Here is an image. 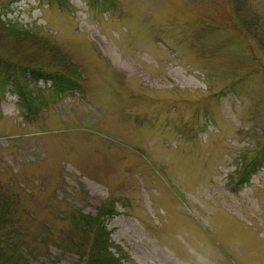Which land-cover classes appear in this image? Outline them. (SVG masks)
Wrapping results in <instances>:
<instances>
[{
    "label": "rangeland",
    "instance_id": "obj_1",
    "mask_svg": "<svg viewBox=\"0 0 264 264\" xmlns=\"http://www.w3.org/2000/svg\"><path fill=\"white\" fill-rule=\"evenodd\" d=\"M51 59L80 90L26 117L0 95L23 263L81 264L70 214L106 205L124 264H264V161L237 182L264 156V0H0L1 66Z\"/></svg>",
    "mask_w": 264,
    "mask_h": 264
},
{
    "label": "trees",
    "instance_id": "obj_2",
    "mask_svg": "<svg viewBox=\"0 0 264 264\" xmlns=\"http://www.w3.org/2000/svg\"><path fill=\"white\" fill-rule=\"evenodd\" d=\"M96 1V0H95ZM94 2V1H93ZM32 65L20 66L19 64L9 68L0 64V95L10 85V91L16 96V107L24 113L35 115L37 111L48 102L55 101L65 92L71 93L81 89V83L77 80L79 75L73 65L59 64V68L52 67L55 63L51 59L48 67L34 61ZM29 70V78L32 81H50L45 89H38L33 95L27 86L25 71ZM27 113V114H26ZM254 158L249 163H243L237 170V182L246 183L257 167L262 165ZM12 203L0 197V231H5L15 223L14 210L10 208ZM105 208V209H104ZM114 211L106 205L94 216L84 215L79 212L70 214L69 223L72 234L66 243H61L65 250H72L78 254L81 264H124L125 254L120 248L113 244L109 237V231L105 229V221L111 217ZM2 233V232H1ZM0 264H27L23 263L22 257L9 242L7 236L3 235L0 240Z\"/></svg>",
    "mask_w": 264,
    "mask_h": 264
}]
</instances>
